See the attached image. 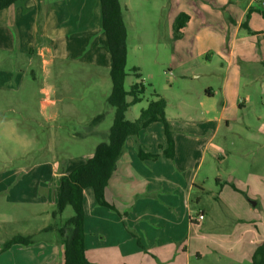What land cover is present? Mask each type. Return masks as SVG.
Listing matches in <instances>:
<instances>
[{
  "label": "crops",
  "instance_id": "1",
  "mask_svg": "<svg viewBox=\"0 0 264 264\" xmlns=\"http://www.w3.org/2000/svg\"><path fill=\"white\" fill-rule=\"evenodd\" d=\"M255 3V0H250L242 12L237 23L239 32L245 28L242 25L251 8L253 12L245 29L250 30L252 35L264 33V11ZM190 17L187 26L192 21ZM99 34L100 43H97ZM215 38L212 39L219 41V37ZM99 45L102 49H99ZM0 50L11 54L12 66L19 73V77L15 74V78L9 77L0 83V107L12 113L16 112L14 107H24L20 114L23 122L2 114L0 108V135L23 138L25 142L27 134L23 131L32 129L30 123L34 118L26 109L29 100L18 98L16 94L24 87L21 80L27 70L34 72V66L47 70L56 63L67 62L76 63L79 68L96 70L103 67L109 71L111 68V56L101 29L98 0H27L0 11ZM202 62L210 64L211 57H203ZM190 64H198V61L190 59L178 67L175 75L185 80V69ZM179 89L185 94L189 92L186 83L180 84ZM221 90L225 95L224 87ZM40 95V116L46 125L69 113V107L59 104L62 99L55 87L41 88ZM176 107L177 113L173 118H169L166 107L167 119L175 131L174 159H168L163 154L167 149L164 126L153 123L139 136L144 151L158 155V158L140 160L134 140L128 138L125 151L105 190L107 202L116 211L98 206L89 189L84 191L85 247L90 264H200L208 256L220 260L219 255L224 254L229 242L226 239L229 238L244 246L240 253L251 261L256 249L264 242V234H257L253 229V218H247L250 217L248 212H253L250 207H244L247 216L241 213L237 214L235 220L233 217L230 219L233 224L230 232L209 230L204 225L208 211L204 208L195 214L193 210L194 194L197 195V203H201L208 193L207 182L211 178L217 184L221 182L216 178L215 171L222 162L226 142L218 136L224 124L229 127L230 118L233 117L228 113V102L218 100L215 92L209 88L199 107L192 106L186 98H180ZM243 107V101L234 105L236 116ZM178 120L183 121L179 126ZM22 123H26V126ZM42 128L40 125V130ZM90 133L104 138L109 132L98 131L95 126ZM45 148L40 152L49 150ZM207 157L210 163L201 177L200 172ZM48 165L35 163L27 170L19 167L0 174V209L2 204L30 208L27 217L0 212V251L4 243L14 236H29L33 240L30 245H15L0 252V264H64V246L57 234L59 225L55 223V226L52 222L55 220L52 211L61 177L75 168L52 165L49 171L45 168ZM223 207L227 208L225 205ZM224 213L228 217L232 215V211ZM39 217L42 220L39 225L35 224L38 225L35 232L33 229L30 231L29 227H24L26 232L16 233L7 228L19 219H30L29 222L37 223ZM240 221L244 223L238 224ZM35 235L41 237L37 239ZM242 259L237 258L239 261Z\"/></svg>",
  "mask_w": 264,
  "mask_h": 264
},
{
  "label": "rangeland",
  "instance_id": "2",
  "mask_svg": "<svg viewBox=\"0 0 264 264\" xmlns=\"http://www.w3.org/2000/svg\"><path fill=\"white\" fill-rule=\"evenodd\" d=\"M121 2L127 8L125 21L128 31V76L125 86L130 90L131 85L142 82L145 87L143 101L130 108L127 119L133 121L140 110L154 100L156 93L158 98L166 100L169 118L177 113L176 104L180 98H186L197 108L209 88L215 92L218 100L225 99L229 106L228 113L233 117L230 118L229 127L224 124L218 136L226 142L222 162L215 171L216 178L221 179V182L217 184L214 178L207 182L208 193L203 196L201 203H197V195L194 194L193 210L195 214L204 208L208 211L204 225L209 230L230 232L233 225L230 219L233 217L235 220L237 214L245 213L244 207H250L253 212H248L250 217L247 218H253V229L257 234H264V33L252 35L245 28H241L240 32L237 30L240 16L250 0ZM255 2L264 11V0ZM182 12L192 16V21L188 26L189 21L186 23V30L185 26L177 34L176 18ZM100 36H97V43H100ZM215 37H219V41L212 39ZM9 55L11 54L0 50V83L9 77L15 78V74L19 77ZM203 57H211V63L202 62ZM190 59L198 61V64L187 65V78L182 80L175 74L178 67L185 65ZM32 68L34 72L32 69L25 72L24 79L21 80L24 81V87L16 94L18 98L29 100L26 109L33 115L34 121L30 123L32 129L23 132L27 134L26 142L30 141V144L25 148L22 146L25 139L0 135V174L9 173L19 167L27 170L35 163H49L48 167L44 166L49 171L52 165L76 168L94 153L96 145L103 140L100 136L91 134V130L96 126L98 131L108 133L113 124L114 108L107 102L112 90L109 70L103 67L96 70L90 67L79 68L72 62L56 63L47 70L35 66ZM182 83L189 87L188 94L180 91L179 85ZM48 86L56 88L59 98L62 99L59 104L69 107V113L46 125L41 120L39 100L40 89ZM238 101H243L244 107L239 116H236L233 107ZM0 108L7 117L13 116L22 121L20 114L23 106L14 107L15 113ZM99 115H103V119L93 125L94 118ZM182 122L178 120V126ZM22 125L26 126V123ZM40 125L43 126L42 130ZM173 133L175 135L174 130ZM44 147L49 150L40 152ZM215 162L217 164L216 160ZM209 163L207 157L200 172L201 177L205 175ZM89 191L94 197L93 191ZM252 203L257 206L253 208ZM223 205L229 212L232 211L233 216L230 214L228 217L224 213L227 210ZM16 207L2 204L0 212L28 216L29 207ZM73 215L72 208L68 207L61 217L52 222L55 226L57 224L62 227L65 220ZM21 220L7 228L16 233L26 232L24 227H29L30 231L33 229L35 232L42 219L39 217L37 223L29 222L30 219ZM243 223L240 221L238 224ZM261 228L263 230L259 231ZM35 237L38 239L41 236ZM42 237L45 238V235ZM226 240L229 242L224 254L219 255L220 260L208 256L200 264H252L250 259L240 253L243 245L236 244L235 239ZM251 248L254 246L251 245ZM237 258L243 259L239 261Z\"/></svg>",
  "mask_w": 264,
  "mask_h": 264
},
{
  "label": "trees",
  "instance_id": "3",
  "mask_svg": "<svg viewBox=\"0 0 264 264\" xmlns=\"http://www.w3.org/2000/svg\"><path fill=\"white\" fill-rule=\"evenodd\" d=\"M27 0H0V11L11 6L24 3ZM101 12V29L106 37L107 50L111 56L110 78L112 81L111 94L107 99L108 104L114 108V120L106 137L96 147L92 157L83 164L73 169L69 174H64L56 189L55 208L52 218L61 217L66 208L71 207L74 215L65 220L64 225L57 230L64 246V264H90L86 256L85 247V210L84 191L91 189L98 206L116 211L105 198V190L116 171L117 162L125 151L128 138L134 140L138 157L142 161L156 160L158 155L146 153L140 143V133L153 123L164 126L167 149L164 156L168 159L175 158V140L172 126L167 119V102L163 98L151 100L146 108L142 109L136 120H128L126 115L132 106L143 101L145 87L142 82L131 85L126 89L125 82L128 60V31L125 21L127 8L121 0H99ZM253 9H249L246 22L242 25L247 28V20ZM264 15V12L262 13ZM190 15L182 12L176 18V32L181 30L190 20ZM140 76H138L139 78ZM103 115L97 116L92 124H98ZM31 237L14 236L6 241L0 252H5L15 245H30ZM252 264H264V242L256 249L252 256Z\"/></svg>",
  "mask_w": 264,
  "mask_h": 264
},
{
  "label": "clouds",
  "instance_id": "4",
  "mask_svg": "<svg viewBox=\"0 0 264 264\" xmlns=\"http://www.w3.org/2000/svg\"><path fill=\"white\" fill-rule=\"evenodd\" d=\"M29 144H30V141L25 142L22 146L25 147V148H27L29 146Z\"/></svg>",
  "mask_w": 264,
  "mask_h": 264
},
{
  "label": "built area",
  "instance_id": "5",
  "mask_svg": "<svg viewBox=\"0 0 264 264\" xmlns=\"http://www.w3.org/2000/svg\"><path fill=\"white\" fill-rule=\"evenodd\" d=\"M200 219H203V217H200Z\"/></svg>",
  "mask_w": 264,
  "mask_h": 264
},
{
  "label": "water",
  "instance_id": "6",
  "mask_svg": "<svg viewBox=\"0 0 264 264\" xmlns=\"http://www.w3.org/2000/svg\"><path fill=\"white\" fill-rule=\"evenodd\" d=\"M252 204H254V203H252Z\"/></svg>",
  "mask_w": 264,
  "mask_h": 264
}]
</instances>
